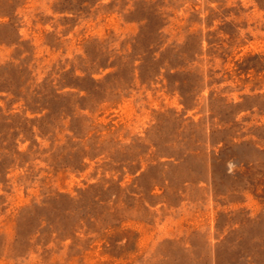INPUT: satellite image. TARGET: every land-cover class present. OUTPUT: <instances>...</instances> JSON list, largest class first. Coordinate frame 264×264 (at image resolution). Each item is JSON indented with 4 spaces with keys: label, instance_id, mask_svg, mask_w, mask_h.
<instances>
[{
    "label": "rangeland",
    "instance_id": "rangeland-1",
    "mask_svg": "<svg viewBox=\"0 0 264 264\" xmlns=\"http://www.w3.org/2000/svg\"><path fill=\"white\" fill-rule=\"evenodd\" d=\"M0 264H264V0H0Z\"/></svg>",
    "mask_w": 264,
    "mask_h": 264
}]
</instances>
